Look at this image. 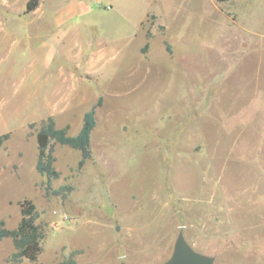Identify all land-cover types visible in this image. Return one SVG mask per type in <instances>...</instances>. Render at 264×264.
<instances>
[{"label":"rangeland","instance_id":"374dc122","mask_svg":"<svg viewBox=\"0 0 264 264\" xmlns=\"http://www.w3.org/2000/svg\"><path fill=\"white\" fill-rule=\"evenodd\" d=\"M0 0V227L39 212L38 259L160 264L178 235L215 264H264V0ZM96 108L92 157L50 142Z\"/></svg>","mask_w":264,"mask_h":264},{"label":"trees","instance_id":"16d2710c","mask_svg":"<svg viewBox=\"0 0 264 264\" xmlns=\"http://www.w3.org/2000/svg\"><path fill=\"white\" fill-rule=\"evenodd\" d=\"M36 6V0H30L28 1L27 9L31 11L36 8ZM100 103L101 100L85 113L82 127L76 135H69L67 128L56 127L52 118L47 119L42 129L39 131L37 141L40 156L36 167L38 171L47 176L46 191L48 194L66 197L67 191L71 190L65 185L59 189H53L51 186L52 178L58 177L59 173L52 166V161H54L52 155L47 152L50 142L55 140L61 144H67L72 148L80 150L82 159L78 163V167H81L87 159H91L92 157L90 140H92V133L96 127V108ZM9 137V133L0 134V146ZM21 211L23 218L15 230L10 231L0 227V241L7 236L13 237L17 251L13 254L12 260L20 261L26 258L35 261L38 259L42 250L41 239L43 237V230L41 225L36 222L39 217V212L36 210L31 200L22 201ZM59 264H76V262L70 259L63 260Z\"/></svg>","mask_w":264,"mask_h":264},{"label":"water","instance_id":"95a60500","mask_svg":"<svg viewBox=\"0 0 264 264\" xmlns=\"http://www.w3.org/2000/svg\"><path fill=\"white\" fill-rule=\"evenodd\" d=\"M160 264H215V258L199 253L186 241L181 232L178 235L171 256Z\"/></svg>","mask_w":264,"mask_h":264}]
</instances>
